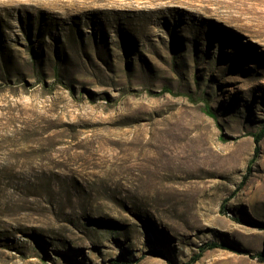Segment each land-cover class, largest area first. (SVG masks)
Masks as SVG:
<instances>
[{
    "label": "rangeland",
    "instance_id": "374dc122",
    "mask_svg": "<svg viewBox=\"0 0 264 264\" xmlns=\"http://www.w3.org/2000/svg\"><path fill=\"white\" fill-rule=\"evenodd\" d=\"M263 127L264 0H0V264H264Z\"/></svg>",
    "mask_w": 264,
    "mask_h": 264
},
{
    "label": "trees",
    "instance_id": "16d2710c",
    "mask_svg": "<svg viewBox=\"0 0 264 264\" xmlns=\"http://www.w3.org/2000/svg\"><path fill=\"white\" fill-rule=\"evenodd\" d=\"M204 111L210 117H212L214 119L217 118L215 112L212 110V108L209 105H205ZM251 135H252L253 141H254V156L257 157L259 155V153H260L261 141L264 139V127L261 128L259 131L252 133ZM246 178L247 177L244 176V180L241 182V186L240 187H242V185L244 184ZM214 248H226V249H229L231 251L239 252L234 247H231L229 245L222 244V243H217V242H210V243L205 244L204 246H201L198 249V253L194 254L190 258V260L188 262L184 263V264H193V263L197 262L200 259V257L202 256L204 251H206L208 249H214ZM154 253L156 255H158V256H163L164 257V253H162V252L156 251ZM255 257H257L261 261H264V252L258 253L257 255H255Z\"/></svg>",
    "mask_w": 264,
    "mask_h": 264
}]
</instances>
